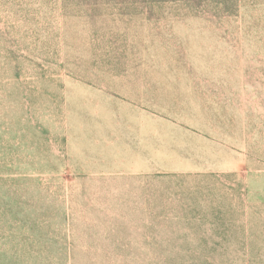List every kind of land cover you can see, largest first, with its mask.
<instances>
[{"label": "rangeland", "instance_id": "rangeland-1", "mask_svg": "<svg viewBox=\"0 0 264 264\" xmlns=\"http://www.w3.org/2000/svg\"><path fill=\"white\" fill-rule=\"evenodd\" d=\"M145 69L177 121L98 174L78 81ZM0 264H264V0H0Z\"/></svg>", "mask_w": 264, "mask_h": 264}, {"label": "crops", "instance_id": "crops-1", "mask_svg": "<svg viewBox=\"0 0 264 264\" xmlns=\"http://www.w3.org/2000/svg\"><path fill=\"white\" fill-rule=\"evenodd\" d=\"M106 6H87L84 11L91 17L102 20L122 21L133 17H142L133 12L131 7H122L109 2ZM149 30V29H148ZM125 33L127 28H117ZM137 31V30H134ZM140 36L139 31L134 36ZM152 29L148 36L152 35ZM113 38V36H112ZM150 45V42L149 44ZM146 53V45H145ZM112 81H92L81 79L80 101L81 115L88 125L81 138L80 151L98 174H130L134 176H150L153 174V117L177 121L175 112H163L159 105L161 91L167 88L165 77L160 75L154 83L153 72H117L109 71ZM152 92L156 95L152 97ZM175 110V109H174ZM178 114V113H177ZM160 119V120H161ZM91 120L96 125L89 124ZM148 178V179H150Z\"/></svg>", "mask_w": 264, "mask_h": 264}]
</instances>
